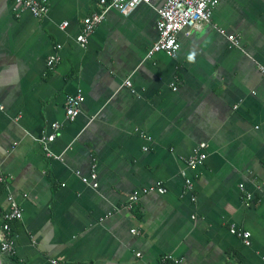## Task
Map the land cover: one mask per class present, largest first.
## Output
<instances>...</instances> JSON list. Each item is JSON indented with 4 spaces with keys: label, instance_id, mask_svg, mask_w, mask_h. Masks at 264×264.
<instances>
[{
    "label": "crops",
    "instance_id": "0c3cea01",
    "mask_svg": "<svg viewBox=\"0 0 264 264\" xmlns=\"http://www.w3.org/2000/svg\"><path fill=\"white\" fill-rule=\"evenodd\" d=\"M165 1L111 9L82 47V19L99 0H48L41 18L0 0V232L9 195L23 208L15 253L0 252V264H264V0H217L213 24L180 32L175 56L149 55ZM78 89L81 112L67 120ZM55 122L49 148L60 158L41 143ZM201 143L208 157L190 169ZM93 172L97 187L82 180ZM151 185L167 192L125 207Z\"/></svg>",
    "mask_w": 264,
    "mask_h": 264
},
{
    "label": "built area",
    "instance_id": "2783aa9c",
    "mask_svg": "<svg viewBox=\"0 0 264 264\" xmlns=\"http://www.w3.org/2000/svg\"><path fill=\"white\" fill-rule=\"evenodd\" d=\"M14 3L18 10H29L35 17L41 18L45 16L49 10L48 0H9ZM99 7L91 14L85 16L82 19V25L80 32L76 36V41L82 46L87 47L90 39V35L95 28L102 23L107 13L111 9L118 10L123 15L131 14L139 5L150 4L151 0H99ZM217 0H166L165 3L157 9L158 12V30L159 37L155 41L149 50V55H153L156 52L164 51L170 55L175 56L180 49V43L178 35L180 32H185L190 35L193 31L201 29L206 25L213 24L212 17L214 8L217 5ZM68 26V22L65 21L61 24V28ZM221 33H225L224 29H218ZM228 38L231 42L237 46L240 45L239 38L236 35L230 34ZM61 45H57V50L61 48ZM61 61V55L56 51L49 55L47 59V66L49 69H54ZM259 69L264 74V65H260ZM127 86H132V82L128 79L125 83ZM173 87L177 89L174 84ZM85 100V95L82 89H78L75 94H69L65 101V112L67 120H74L81 112L82 103ZM60 122H55L52 125L53 132L44 135L41 138V143L44 146L48 156H56L49 148V144L56 138L57 132L61 128ZM148 139L151 137L147 136ZM206 143H201L197 146L191 156L186 160L187 166L190 169L198 168L203 165L208 157L206 150ZM147 148V147H145ZM185 177V185L192 192V200L196 199V195L193 193L195 189L194 180L188 175L186 171H182ZM0 180H6V177L2 173L0 167ZM85 183L91 184L93 187L98 186L97 174L93 172L91 179L88 177H82ZM151 192H158L164 194L167 192V188L162 185H151L143 187L139 191H135L128 196L125 207L134 209L139 204L141 198ZM251 196L248 195V199ZM4 223L0 232V252L7 255H13L15 253V231L12 228L14 221H20L23 218V208L21 204L13 195H9V209L5 211ZM232 231L242 236L246 243H249L250 232L238 231L235 227ZM133 233H137L136 228L132 229ZM137 256L141 253L137 252ZM172 259L176 263L181 264V260L173 259L169 256L162 257V259ZM51 264H64L59 258H51ZM76 264H94L93 261L86 260L80 261ZM157 264H161V261Z\"/></svg>",
    "mask_w": 264,
    "mask_h": 264
},
{
    "label": "trees",
    "instance_id": "16d2710c",
    "mask_svg": "<svg viewBox=\"0 0 264 264\" xmlns=\"http://www.w3.org/2000/svg\"><path fill=\"white\" fill-rule=\"evenodd\" d=\"M6 180H7V178H6ZM6 180H0V197L5 193V191L7 190V181ZM12 228H13V230H15L14 229V227L12 226ZM161 264H178V263H176L174 260H172V259H168V258H166V259H162L161 258Z\"/></svg>",
    "mask_w": 264,
    "mask_h": 264
}]
</instances>
